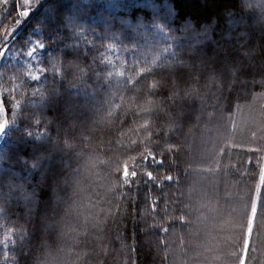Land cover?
Returning <instances> with one entry per match:
<instances>
[{
  "label": "trees",
  "instance_id": "obj_1",
  "mask_svg": "<svg viewBox=\"0 0 264 264\" xmlns=\"http://www.w3.org/2000/svg\"><path fill=\"white\" fill-rule=\"evenodd\" d=\"M260 95L264 0H0V264H264V217L205 248L219 172L264 194Z\"/></svg>",
  "mask_w": 264,
  "mask_h": 264
},
{
  "label": "rangeland",
  "instance_id": "obj_2",
  "mask_svg": "<svg viewBox=\"0 0 264 264\" xmlns=\"http://www.w3.org/2000/svg\"><path fill=\"white\" fill-rule=\"evenodd\" d=\"M75 8L71 6L66 7L67 13L65 14V22L64 25H57L56 29L66 26V20L68 19L69 11H74ZM136 28H140V23L135 25ZM188 30V25L184 27V31ZM137 31H135V35H137ZM202 37V35L200 36ZM207 36L205 39H208ZM190 45V44H189ZM189 45H184V49L188 48ZM190 47H192L190 45ZM196 48L201 49V47L196 45ZM203 49V48H202ZM264 110L262 107V96L260 95L258 98L254 100V103L251 104L244 112L238 114L236 119V130L234 136L238 138L240 144L252 146L253 150L256 151V147L258 142L264 137ZM3 130H5V124L0 120V139L2 138ZM247 136L250 143H245L247 141L244 136ZM242 142V143H241ZM252 143V144H251ZM215 146V145H214ZM48 167V166H47ZM206 181L203 182L205 185ZM219 191L217 195L215 194V198L213 201V208H210V211H207L210 215L212 214V223L215 224V244L212 246V241L207 240L205 243V248L212 249L211 251L222 249V244L227 242L230 238L234 240V242H242L244 249L246 250V241L247 236L244 234L245 231H249L252 235V240L256 239L258 247L262 245V218L264 216H260L258 219L260 220V224L257 228V231L250 230L254 227L252 222L255 216V209L257 204L260 202V199L264 197V194L260 196L258 194L257 187L249 189L248 185L244 187L243 190L239 192L232 193L231 187L233 185V177L224 173L221 174L219 172ZM199 185V184H198ZM200 187V186H199ZM200 195H202L203 187H201ZM225 192H227L226 195ZM241 193V194H240ZM240 194V195H239ZM239 195V196H238ZM212 209V211H211ZM209 220V219H207ZM209 222V221H208ZM210 236V235H209ZM252 240H250V246H253ZM234 242L232 246H234ZM224 247V244H223ZM256 249V253L260 254V249ZM261 256L264 253L260 254ZM250 264H255V260H253Z\"/></svg>",
  "mask_w": 264,
  "mask_h": 264
}]
</instances>
